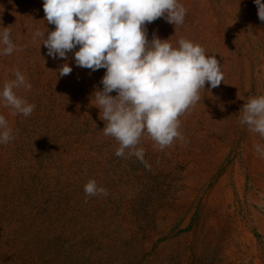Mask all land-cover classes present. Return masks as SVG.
I'll list each match as a JSON object with an SVG mask.
<instances>
[{
	"label": "rangeland",
	"instance_id": "rangeland-1",
	"mask_svg": "<svg viewBox=\"0 0 264 264\" xmlns=\"http://www.w3.org/2000/svg\"><path fill=\"white\" fill-rule=\"evenodd\" d=\"M180 3L184 23L158 18L148 39L200 44L223 81L206 82L179 116L183 140L160 149L145 132L141 162L117 157L119 142L103 132L92 95L106 69L77 66L78 47L67 60L47 55L33 39L55 30L43 0H0V30L17 46L0 55V89L18 69L32 87L14 91L35 105L26 117L0 103L13 136L0 144V264H264V159L254 148L264 137L240 123L247 99L264 95V21L254 0ZM65 62L72 72L61 77ZM90 179L108 194L87 196Z\"/></svg>",
	"mask_w": 264,
	"mask_h": 264
},
{
	"label": "clouds",
	"instance_id": "clouds-1",
	"mask_svg": "<svg viewBox=\"0 0 264 264\" xmlns=\"http://www.w3.org/2000/svg\"><path fill=\"white\" fill-rule=\"evenodd\" d=\"M254 3L264 21V0ZM43 10L55 30L47 37L36 30L33 39L42 41L48 56L67 60V54L78 47L73 53L77 66L106 69L100 80L103 87L96 88L92 97L100 109L99 118L106 122L104 134L119 142L117 157L135 156L144 162V149L137 145L145 132L160 149L171 146L175 138L183 140L179 116L200 100L206 82L215 88L223 81L221 64L200 44L183 36L178 46L156 35L148 39L147 24L158 18L175 28L184 23L187 10L180 0H43ZM10 36L9 27L0 30V55L16 49ZM58 71L62 77L72 67L65 62ZM14 74L15 79L0 89V103L14 109L13 114L30 116L35 105L14 89H31L32 85L18 69ZM113 91L116 95H111ZM240 123L264 137V95L247 99ZM12 139L8 121L0 114V144ZM254 148L264 159V144ZM84 192L87 196L108 194L94 179L85 184Z\"/></svg>",
	"mask_w": 264,
	"mask_h": 264
}]
</instances>
